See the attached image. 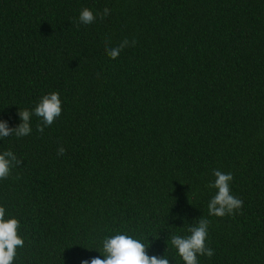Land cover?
Masks as SVG:
<instances>
[{
	"label": "trees",
	"instance_id": "obj_1",
	"mask_svg": "<svg viewBox=\"0 0 264 264\" xmlns=\"http://www.w3.org/2000/svg\"><path fill=\"white\" fill-rule=\"evenodd\" d=\"M52 92L62 113L40 133ZM23 110L31 133L0 139L22 161L0 180L13 264L103 259L116 234L184 264L171 236L200 218L214 255L199 264H264V0H0V120ZM213 170L233 176V215L208 214Z\"/></svg>",
	"mask_w": 264,
	"mask_h": 264
},
{
	"label": "clouds",
	"instance_id": "obj_2",
	"mask_svg": "<svg viewBox=\"0 0 264 264\" xmlns=\"http://www.w3.org/2000/svg\"><path fill=\"white\" fill-rule=\"evenodd\" d=\"M110 14V9L105 7L99 14L103 20ZM97 15L87 8L80 12L79 21L84 25L96 22ZM135 40H122L116 47H107V55L115 60L127 47H134ZM62 113V102L58 92L44 95L37 106L34 114L41 118L42 123L37 125V131L44 132L45 127H50ZM18 115L22 121L18 127L10 128L6 121L0 120V139L15 134L17 137L27 136L31 133L30 126L32 112L28 110L19 111ZM66 150L64 147L57 149V155L63 156ZM12 151H4L0 154V180H6L11 175L14 167L21 165ZM214 182H210L207 187L215 189V195L208 203L209 216L224 217L233 215L243 206V201L231 194L230 183L233 180L232 174L224 173L220 170H213ZM210 221L200 218L198 223L188 228L190 235L182 237L180 235L171 236V244L175 247L178 255L184 264H199L198 256L213 257L214 251L207 246L208 228ZM20 223L17 219H5V209L0 207V264H13L16 256V249L23 247L24 240L19 237L18 229ZM103 259L92 258L91 261H83L82 264H170V260L164 257L147 255V248L138 239H133L126 234H116L103 240Z\"/></svg>",
	"mask_w": 264,
	"mask_h": 264
}]
</instances>
